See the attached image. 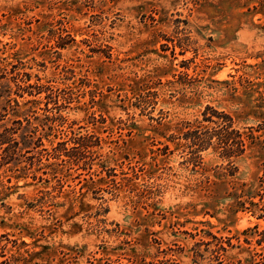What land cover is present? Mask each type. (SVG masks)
<instances>
[{
	"label": "rangeland",
	"instance_id": "374dc122",
	"mask_svg": "<svg viewBox=\"0 0 264 264\" xmlns=\"http://www.w3.org/2000/svg\"><path fill=\"white\" fill-rule=\"evenodd\" d=\"M0 82L47 148L0 170L11 263L264 264V0H0ZM209 106L243 154L190 160Z\"/></svg>",
	"mask_w": 264,
	"mask_h": 264
},
{
	"label": "trees",
	"instance_id": "16d2710c",
	"mask_svg": "<svg viewBox=\"0 0 264 264\" xmlns=\"http://www.w3.org/2000/svg\"><path fill=\"white\" fill-rule=\"evenodd\" d=\"M8 83L9 82H0V100H2L1 105H3L0 111V170L3 165L10 162L19 163L22 156L26 153L33 152V156H35V154L39 156L43 153V150L47 149L43 147V137L45 134L39 132L40 125H34V122L29 117L16 118L11 124L5 122L8 114V106H12L13 102L18 105L17 98L13 99L11 97V94L14 92ZM34 89H36L35 92ZM25 92H27L28 95H36L42 92V88L41 85L37 86L30 82H27V85L17 83L15 94L23 97ZM209 109L213 111L211 115L207 113ZM204 116L205 120L217 123L216 127L206 129L200 126L196 128L189 126L188 129L183 132L184 138L189 141L190 160L200 158L199 152L213 144H216V148H221L225 157L228 158L241 155L245 152L247 148L245 136L239 130L233 128L234 120L230 114L225 111L213 109L209 106L204 112ZM214 116H216V118H214ZM58 143V145H61L64 142ZM85 144L86 146L80 142H75V146H72V148L77 150L82 148L84 150L88 145L87 143ZM59 151L60 150H58L56 146L53 155H59ZM69 151L70 150H68V153ZM10 241L6 233L0 232V264H15L11 263L12 259L8 256ZM14 243L17 244L16 241H14Z\"/></svg>",
	"mask_w": 264,
	"mask_h": 264
},
{
	"label": "bare ground",
	"instance_id": "6f19581e",
	"mask_svg": "<svg viewBox=\"0 0 264 264\" xmlns=\"http://www.w3.org/2000/svg\"><path fill=\"white\" fill-rule=\"evenodd\" d=\"M245 221H246V220H245ZM245 221H244V222H245ZM247 222H248V221H247Z\"/></svg>",
	"mask_w": 264,
	"mask_h": 264
}]
</instances>
